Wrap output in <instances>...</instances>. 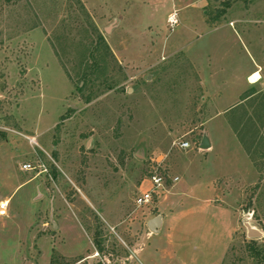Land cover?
<instances>
[{"label":"rangeland","instance_id":"rangeland-1","mask_svg":"<svg viewBox=\"0 0 264 264\" xmlns=\"http://www.w3.org/2000/svg\"><path fill=\"white\" fill-rule=\"evenodd\" d=\"M5 200L0 264H263L264 0H0Z\"/></svg>","mask_w":264,"mask_h":264},{"label":"built area","instance_id":"built-area-1","mask_svg":"<svg viewBox=\"0 0 264 264\" xmlns=\"http://www.w3.org/2000/svg\"><path fill=\"white\" fill-rule=\"evenodd\" d=\"M173 18H171V21L174 22L176 21ZM179 147L182 149H187L190 147V142L189 141H182L179 143ZM35 167L32 165V163H24L22 165L23 170H33ZM167 176L164 175L161 172L158 171H153L151 172L148 182H149V187L146 189H142V191L138 194V196L135 199V203L137 206H144V205H149L152 204V202L155 200V198L161 197V195L164 193V191L167 190ZM172 181L175 183L177 182L180 178L179 176H172L171 177ZM0 204H3L4 207L0 208V214L1 216L7 215L8 208H9V201H1Z\"/></svg>","mask_w":264,"mask_h":264},{"label":"water","instance_id":"water-1","mask_svg":"<svg viewBox=\"0 0 264 264\" xmlns=\"http://www.w3.org/2000/svg\"><path fill=\"white\" fill-rule=\"evenodd\" d=\"M211 147V141L209 139V137L207 136V134H204L200 143V148L202 149H208ZM161 222V216L156 217L152 222H151V226L152 228H156L157 226H159Z\"/></svg>","mask_w":264,"mask_h":264},{"label":"bare ground","instance_id":"bare-ground-1","mask_svg":"<svg viewBox=\"0 0 264 264\" xmlns=\"http://www.w3.org/2000/svg\"><path fill=\"white\" fill-rule=\"evenodd\" d=\"M259 79H260V73L258 72H254L249 78L250 82L252 83L258 81Z\"/></svg>","mask_w":264,"mask_h":264},{"label":"crops","instance_id":"crops-1","mask_svg":"<svg viewBox=\"0 0 264 264\" xmlns=\"http://www.w3.org/2000/svg\"><path fill=\"white\" fill-rule=\"evenodd\" d=\"M255 72H258V71H255ZM253 73H254V72H253ZM253 73H252V74H253ZM258 73H259V72H258ZM252 74H251V75H252ZM251 75H250V76H251ZM250 76H249V78H250ZM260 77H261V76H260ZM256 82H257V81H256ZM251 83H252V82H251ZM254 83H255V82H254ZM211 146H212V143H211ZM175 176H178V175H175ZM179 178H180V177H179ZM173 183H174V182H173ZM164 222H165V219H164V217L161 215V222H160V223L162 224V223H164ZM159 226H160V224H159ZM157 227H158V226H157Z\"/></svg>","mask_w":264,"mask_h":264},{"label":"snow or ice","instance_id":"snow-or-ice-1","mask_svg":"<svg viewBox=\"0 0 264 264\" xmlns=\"http://www.w3.org/2000/svg\"><path fill=\"white\" fill-rule=\"evenodd\" d=\"M4 207V205L3 204H0V208H3ZM0 214H2V213H0Z\"/></svg>","mask_w":264,"mask_h":264},{"label":"trees","instance_id":"trees-1","mask_svg":"<svg viewBox=\"0 0 264 264\" xmlns=\"http://www.w3.org/2000/svg\"><path fill=\"white\" fill-rule=\"evenodd\" d=\"M264 264V263H263Z\"/></svg>","mask_w":264,"mask_h":264}]
</instances>
